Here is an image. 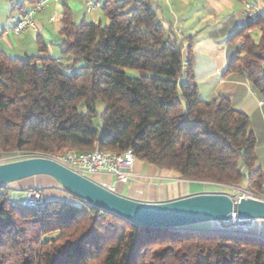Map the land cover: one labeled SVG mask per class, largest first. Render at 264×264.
Wrapping results in <instances>:
<instances>
[{
	"label": "trees",
	"instance_id": "trees-1",
	"mask_svg": "<svg viewBox=\"0 0 264 264\" xmlns=\"http://www.w3.org/2000/svg\"><path fill=\"white\" fill-rule=\"evenodd\" d=\"M102 9L108 23L65 13L62 59L0 51V157L133 149L182 179L264 192L249 116L226 95L201 98L191 54L152 0H104ZM254 28L258 41L244 33ZM235 35L224 75L264 99V14ZM12 191L0 185V264H264V234L234 223L143 228L69 194L30 208Z\"/></svg>",
	"mask_w": 264,
	"mask_h": 264
},
{
	"label": "crops",
	"instance_id": "crops-1",
	"mask_svg": "<svg viewBox=\"0 0 264 264\" xmlns=\"http://www.w3.org/2000/svg\"><path fill=\"white\" fill-rule=\"evenodd\" d=\"M27 1L28 5L24 4L19 11L20 18L14 23H9L12 10L0 9V51L7 54L11 51L40 52L39 44L42 43L46 47L44 54L61 53L60 32L65 13H72L75 20L79 15L83 20L95 22L101 21L104 14L100 9L88 12L83 0H46L44 8L34 15L38 29L16 34L13 26L38 0ZM245 2L251 0H152L159 21L183 42L184 56L191 54L192 71L201 98L208 100L226 95L237 109L249 116L250 127L258 141L257 162L264 175V99L248 81L224 75L229 63L228 53L233 52V45L241 39L235 34L248 24ZM253 5L264 14V0L255 1ZM106 22H109L107 18ZM252 30L246 29L244 33L252 34ZM201 85L206 92H200ZM245 172L249 174V170ZM133 175L134 180L127 184L120 183L112 174H96L90 178L102 186L115 187L119 195L142 202H166L197 193L220 192L209 187H220L215 183L182 179L173 170L161 169L141 159H136ZM15 183H18L12 191L15 200L16 195L24 196L28 187L35 186L33 177ZM204 184L207 188L198 187ZM45 197L69 200L68 193L58 184L46 189ZM248 226L262 234L259 230H264V219L253 220Z\"/></svg>",
	"mask_w": 264,
	"mask_h": 264
},
{
	"label": "water",
	"instance_id": "water-1",
	"mask_svg": "<svg viewBox=\"0 0 264 264\" xmlns=\"http://www.w3.org/2000/svg\"><path fill=\"white\" fill-rule=\"evenodd\" d=\"M45 175L53 178L69 195L98 209L118 215L143 228H186L204 223H234L264 219V201L227 193H197L166 202H142L110 191L91 178L44 157L0 163V185Z\"/></svg>",
	"mask_w": 264,
	"mask_h": 264
},
{
	"label": "built area",
	"instance_id": "built-area-1",
	"mask_svg": "<svg viewBox=\"0 0 264 264\" xmlns=\"http://www.w3.org/2000/svg\"><path fill=\"white\" fill-rule=\"evenodd\" d=\"M59 1V0H56ZM85 2V7L88 12L95 9L103 8L102 0H83ZM46 0H38L23 16L22 18L13 26V31L16 34L23 33L29 29L37 30L38 26L34 19V15L41 11L45 6ZM244 13L246 15L247 21L252 22L257 19L260 14L259 9H257L252 3L245 2ZM187 64H183V75H185V70ZM30 157H44L54 160L63 166L69 168L70 170L86 176L88 178L96 174H112L114 175L120 183H130L134 180L133 166L136 161V156L133 149H128L124 152H112L102 150L96 146L90 152H78L75 150H64L58 151L52 154H42V153H16L7 157H0V161L7 162L12 159L19 158H30ZM216 185L227 189L232 198L236 201L242 198H253L257 200L264 201V192L258 193L252 191L248 187H239L233 185H227L222 183H215ZM112 192H115V187H106ZM225 193V192H222ZM45 192L42 188L31 187L25 191L22 204L26 207L36 208L41 206L45 201ZM242 229V228H240Z\"/></svg>",
	"mask_w": 264,
	"mask_h": 264
},
{
	"label": "rangeland",
	"instance_id": "rangeland-1",
	"mask_svg": "<svg viewBox=\"0 0 264 264\" xmlns=\"http://www.w3.org/2000/svg\"><path fill=\"white\" fill-rule=\"evenodd\" d=\"M19 1L20 0H0V9H2V10H7L8 9V12H10V10H12L11 11V16H10V19H9V23H14L15 21H17L20 18V13H19L20 9H17V8L15 9L14 8V5L17 4ZM255 1H258V0H251L250 3L255 4ZM22 2H24V1L21 0V3ZM8 3H9V5H8ZM24 4L27 6L28 5V1L26 0L22 5L24 6ZM12 8H14V9H12ZM20 8H21V6H20ZM100 10H103V9H100ZM82 20H83V16H79L78 15L76 17V21L80 22ZM98 21H100V20H98ZM101 21L103 23H107L105 15L103 13H102V16H101ZM252 37L256 41L259 40L260 34H259V30L257 28H254L252 30ZM41 54H44V53H41V52H38V51H36L34 53L33 52H26L25 53L24 51H11V52H9V55L14 56V57H20V58H25L27 55H41ZM48 55H50V56H52L54 58L62 59V55H61L60 52L58 54L49 53ZM63 60L65 62H67L66 59H63ZM83 64H84V61H81V63L76 68L67 70V72L68 73H72L75 70H79V67L81 65H83ZM123 70L126 71L129 75L134 76V77H138V76H140L142 74V72H140L139 70H135V69L123 68ZM201 91L206 92V90H204V86H202V85L200 86V92ZM97 106H98V110L99 111H103L104 108H105V104L102 103V102H99ZM1 163H4V162H1ZM33 180H34V185L35 186H32V187L42 188L44 190V192H45L46 189H52L53 187H56L57 184H58L53 178H51L49 176H45V175L35 176V177H33ZM17 184L18 183H12V184H10V186L12 188H14ZM198 187L199 188H207V186L205 184L204 185H200ZM209 187L212 188V189H215L217 191H220V192L229 193V191L227 189H224L222 187H217V186L216 187L215 186H213V187L209 186ZM28 188H31V187H28ZM60 189H61V187H60ZM16 198H17L16 201L21 202V201H23L24 196L18 194V195H16ZM208 225H210V224H207V226ZM234 228H235V226H234ZM251 230H253V229H251ZM259 231L262 234H264V230L263 231L259 230Z\"/></svg>",
	"mask_w": 264,
	"mask_h": 264
}]
</instances>
